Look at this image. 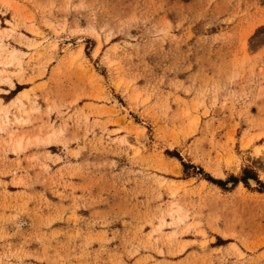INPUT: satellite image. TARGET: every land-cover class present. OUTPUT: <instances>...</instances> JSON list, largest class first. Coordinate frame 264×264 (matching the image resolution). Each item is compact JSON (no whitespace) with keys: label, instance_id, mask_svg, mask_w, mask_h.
Segmentation results:
<instances>
[{"label":"rangeland","instance_id":"obj_1","mask_svg":"<svg viewBox=\"0 0 264 264\" xmlns=\"http://www.w3.org/2000/svg\"><path fill=\"white\" fill-rule=\"evenodd\" d=\"M262 17L0 0V264H264V63L228 38Z\"/></svg>","mask_w":264,"mask_h":264},{"label":"snow or ice","instance_id":"obj_2","mask_svg":"<svg viewBox=\"0 0 264 264\" xmlns=\"http://www.w3.org/2000/svg\"><path fill=\"white\" fill-rule=\"evenodd\" d=\"M264 3V0H262ZM230 39L233 50L240 54H247L249 59L256 58L260 62L264 63V17H262L259 22H253L250 25L245 24L243 27L239 28L235 33H231L228 37ZM264 71V67L261 68ZM214 107L218 105H213ZM206 107V106H205ZM201 109H198L195 115L199 116ZM191 115V114H190ZM193 123H196L193 121ZM264 142V140H262ZM169 145L158 144L159 148L168 147ZM171 147H178L175 142L172 143ZM179 156V153H176ZM183 157L192 160L191 155L188 152H183ZM168 166L173 168L176 171H179L183 164L182 159L170 160L167 161ZM196 164H200L201 161L199 159L195 160ZM231 163V162H230ZM215 174V173H214ZM259 179L264 181V168H261Z\"/></svg>","mask_w":264,"mask_h":264},{"label":"trees","instance_id":"obj_3","mask_svg":"<svg viewBox=\"0 0 264 264\" xmlns=\"http://www.w3.org/2000/svg\"><path fill=\"white\" fill-rule=\"evenodd\" d=\"M185 165H186V164H185ZM186 166H187V165H186ZM246 172L249 173L250 171L248 170V171H246ZM248 176H249V174H248V175H247V174L244 175V177H242L241 180H243V181L245 182L246 179L248 178ZM237 181H239V180H237ZM216 182H219V183L223 184L222 181H216ZM262 185L264 186V183H262Z\"/></svg>","mask_w":264,"mask_h":264}]
</instances>
